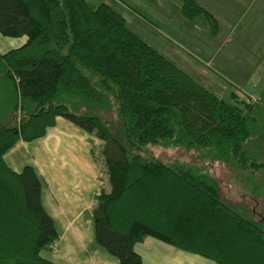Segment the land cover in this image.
I'll return each instance as SVG.
<instances>
[{"label":"trees","instance_id":"1","mask_svg":"<svg viewBox=\"0 0 264 264\" xmlns=\"http://www.w3.org/2000/svg\"><path fill=\"white\" fill-rule=\"evenodd\" d=\"M181 10L189 19L203 14L214 32L216 18L196 1L184 0ZM0 35L26 37L0 53V75L19 100L14 124L0 125V264H57L40 256L58 238L40 201L42 179L31 165L16 172L2 158L16 141L42 137L56 116L101 141L91 157L108 190L98 184L92 195L93 238L118 264H144L134 246L147 236L216 264H264L262 217L253 221L228 204L200 167L139 153L148 145L211 149L263 193L264 162L253 139L264 84L254 101H224L105 3L0 0ZM62 97L104 116L76 114L54 102Z\"/></svg>","mask_w":264,"mask_h":264},{"label":"rangeland","instance_id":"2","mask_svg":"<svg viewBox=\"0 0 264 264\" xmlns=\"http://www.w3.org/2000/svg\"><path fill=\"white\" fill-rule=\"evenodd\" d=\"M88 1L93 5L105 3L122 14L129 29L228 103L243 99L254 101L264 84V0H194L215 14L214 32L203 14L192 19L184 15L181 10L184 0ZM0 36L10 39L1 40L4 48L16 41L15 37ZM54 102L66 104L76 114L104 116L68 97L57 98ZM18 103L15 89L0 75V125L14 124L12 110ZM14 113L17 114V110ZM105 117L115 133L112 122L118 126L116 116L110 111ZM262 125L264 113L253 126L257 129L253 141H259L253 150L261 152L259 160L264 162ZM139 153L165 164L200 167L219 183L222 197L228 204L248 214L253 221L264 219V192L251 191L240 171L211 149L148 145ZM98 184L106 187L105 177L98 180Z\"/></svg>","mask_w":264,"mask_h":264},{"label":"crops","instance_id":"3","mask_svg":"<svg viewBox=\"0 0 264 264\" xmlns=\"http://www.w3.org/2000/svg\"><path fill=\"white\" fill-rule=\"evenodd\" d=\"M2 39L7 38L0 36V53L20 46L26 37H15L16 41L6 48ZM100 144L92 133L56 116L54 125L46 128L42 137L29 142L18 140L2 156L11 170L17 172L24 165H31L42 179L40 201L58 235L56 250L40 251L46 260L57 264H118L93 238L90 206L98 185L99 164L91 157V151ZM102 187L108 190L107 184ZM134 250L144 264H216L152 236L136 243Z\"/></svg>","mask_w":264,"mask_h":264}]
</instances>
